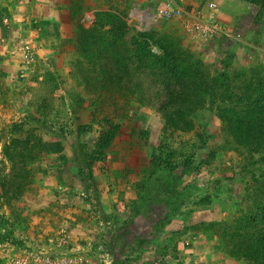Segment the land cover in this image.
Here are the masks:
<instances>
[{
	"label": "rangeland",
	"instance_id": "374dc122",
	"mask_svg": "<svg viewBox=\"0 0 264 264\" xmlns=\"http://www.w3.org/2000/svg\"><path fill=\"white\" fill-rule=\"evenodd\" d=\"M155 1L34 0L47 23L29 70L20 53L0 55V264L3 249L33 246L85 255L77 264H264L231 241L264 238V157L235 144L216 115L227 94L264 83V0H213L214 10L211 0H173L227 25L230 37L208 40L177 17H127ZM141 32L165 68L182 63L194 73L191 87L207 92L192 129L166 125L180 91L168 95L145 76ZM89 43L99 55L81 49ZM105 55L137 66L141 90L126 91L134 82L126 77L106 80ZM110 126L117 132L89 171L98 132ZM61 227L70 244L50 246Z\"/></svg>",
	"mask_w": 264,
	"mask_h": 264
},
{
	"label": "trees",
	"instance_id": "16d2710c",
	"mask_svg": "<svg viewBox=\"0 0 264 264\" xmlns=\"http://www.w3.org/2000/svg\"><path fill=\"white\" fill-rule=\"evenodd\" d=\"M109 22L114 26V24H117V19L113 20L111 17L109 18ZM118 24L123 26L121 29L127 27L124 21H120ZM140 34L149 39L148 42L143 40V37L142 40L137 43L138 47L147 53L149 59L148 64L146 65V71L145 73L143 72L145 76H148L151 79V82L160 85L161 90L169 93L168 95H170L173 89L175 91H180L176 101H173L172 106L164 114L166 125L171 129H192L194 122L198 119L196 116L198 105L200 104V106H202L205 104L204 98L206 97L207 92H204L201 89V86L198 85H196L198 88L196 90L191 87V84L194 86V82H196L194 77H192L194 76V73L192 74L191 70H188L182 63L173 62V64L171 63L172 68H165L163 63H160L162 62L161 58L152 51L153 47L150 43L149 34L147 32H141ZM81 49H85L86 51H89V53H94L95 56L100 53L98 46H95L93 43H89L88 45L82 44ZM102 57L105 58L100 64V69L106 80L109 82H117L126 77L128 80L134 81L129 82L130 85L124 86L126 91L133 93L141 90L143 83L139 80L141 73L138 72L139 68L137 66L129 67L125 65L120 58L118 59L114 57V55H105ZM104 83L106 84L107 82H103V84ZM178 101H180V104ZM218 107L222 108V111L220 114L217 111L216 115L225 123L227 129L232 133L231 137L233 142L247 151L253 149L257 157L263 159L264 83L261 84V82H259V84H255L251 88H245L236 96L227 94L226 97H224V101H221ZM187 115H189V117ZM107 128L103 129L102 127L95 139L92 152L89 155L90 159L85 163V167L89 171L93 168V160H97V157H103L109 147L110 141L117 132L116 126H110L109 129ZM71 162L78 167L77 171L80 173V171H82V161L76 158V160H72ZM166 163L170 164L168 160H165V162L160 164L162 166V164ZM181 166H183V164ZM163 171H166L165 177H167L172 169L166 167ZM88 176L89 175H86V178H88ZM161 179L163 184L167 185L169 183L165 178L164 180L163 178ZM170 188L171 186L168 187L167 185L164 189ZM261 210L264 212V205H262ZM8 233L10 234L11 232L8 231ZM244 239L245 237L242 238L239 234L231 241H236L235 244H237L238 251L245 253L248 257L257 259L259 262L262 259L261 257H264V238L262 236L256 237L253 235L249 237V239Z\"/></svg>",
	"mask_w": 264,
	"mask_h": 264
},
{
	"label": "built area",
	"instance_id": "2783aa9c",
	"mask_svg": "<svg viewBox=\"0 0 264 264\" xmlns=\"http://www.w3.org/2000/svg\"><path fill=\"white\" fill-rule=\"evenodd\" d=\"M208 5L211 10L217 7V3L213 0L209 1ZM142 13H145L146 17H144ZM127 17L140 24H150L152 21L159 18L177 17L182 20L183 27L189 35L200 40H208L218 36H231L227 25L215 19L213 15L204 16L194 12L184 11L183 8L173 2V0H158L142 8L137 5L129 10ZM27 48L26 51L23 52V61L25 67L29 70L34 53ZM70 240V232L64 227L59 228L53 236L48 238L50 246L56 248L68 246ZM1 257L7 260V264H77L85 259V255L79 253L57 255L46 248H34V246L31 249L19 250L11 253L5 252L3 249Z\"/></svg>",
	"mask_w": 264,
	"mask_h": 264
},
{
	"label": "crops",
	"instance_id": "0c3cea01",
	"mask_svg": "<svg viewBox=\"0 0 264 264\" xmlns=\"http://www.w3.org/2000/svg\"><path fill=\"white\" fill-rule=\"evenodd\" d=\"M0 2V55L10 56L20 53L23 59V52L27 47L32 53H37L41 45V31L47 23L45 15L43 17L41 15L43 12L38 10L40 16L34 15L36 10L34 0H0ZM2 19L4 22L1 21ZM37 21L39 25L36 28ZM35 43L38 45L36 46Z\"/></svg>",
	"mask_w": 264,
	"mask_h": 264
},
{
	"label": "bare ground",
	"instance_id": "6f19581e",
	"mask_svg": "<svg viewBox=\"0 0 264 264\" xmlns=\"http://www.w3.org/2000/svg\"><path fill=\"white\" fill-rule=\"evenodd\" d=\"M142 15H143L144 17H146L145 13H142Z\"/></svg>",
	"mask_w": 264,
	"mask_h": 264
}]
</instances>
